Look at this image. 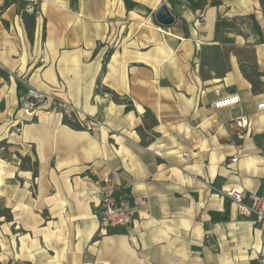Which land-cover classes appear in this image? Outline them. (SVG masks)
Instances as JSON below:
<instances>
[{"label": "crops", "instance_id": "1", "mask_svg": "<svg viewBox=\"0 0 264 264\" xmlns=\"http://www.w3.org/2000/svg\"><path fill=\"white\" fill-rule=\"evenodd\" d=\"M5 2L0 238L8 264H259L263 232L224 192L247 196L264 183V0ZM162 4L171 26L156 20ZM23 80L50 96L31 119L19 110ZM230 96L240 103L214 108ZM73 108L105 127L71 128L64 119ZM184 154L192 164L182 165ZM111 174L119 193L150 200L132 226L102 233Z\"/></svg>", "mask_w": 264, "mask_h": 264}, {"label": "built area", "instance_id": "2", "mask_svg": "<svg viewBox=\"0 0 264 264\" xmlns=\"http://www.w3.org/2000/svg\"><path fill=\"white\" fill-rule=\"evenodd\" d=\"M203 24L204 18L201 17L195 20L194 27L200 28ZM23 83L27 88L26 92L20 97L19 110L25 118L31 119L35 116L39 107L47 102L50 96L30 86L25 80H23ZM239 103V96H230L217 101L214 104V108H231ZM258 109L264 110V103H260ZM72 114L75 121L92 132H98L105 127L102 121L87 116L78 109L73 108ZM236 124L239 128H247L248 119L246 117L237 118ZM192 162L193 157L190 154H184L182 156L183 166H188ZM237 162L238 158H233L230 163L224 162L223 165L229 167L231 164ZM103 183L104 188L102 190L99 211L100 232L106 233L109 230L132 226L138 212L149 205L150 196L147 193L135 194L132 191L126 194L119 193V186L115 182L112 174L106 176ZM224 195L235 203L240 216L255 220L263 232L264 239V183L259 193H251L246 196L242 190L233 188L225 191ZM256 260L259 264H264V242L257 253Z\"/></svg>", "mask_w": 264, "mask_h": 264}, {"label": "trees", "instance_id": "3", "mask_svg": "<svg viewBox=\"0 0 264 264\" xmlns=\"http://www.w3.org/2000/svg\"><path fill=\"white\" fill-rule=\"evenodd\" d=\"M13 3H15V0H6L4 8L9 7ZM33 33H34V25H32L31 27H28V35L30 36V38L33 36ZM64 121L66 124H68L73 129H76V130L83 129V127L77 121H75L74 118H69L66 116ZM29 161H30L29 158L22 159V163H23L22 167L25 168V164H27ZM33 169H34V174L37 175L38 173L37 162H35V164L33 165Z\"/></svg>", "mask_w": 264, "mask_h": 264}, {"label": "rangeland", "instance_id": "4", "mask_svg": "<svg viewBox=\"0 0 264 264\" xmlns=\"http://www.w3.org/2000/svg\"><path fill=\"white\" fill-rule=\"evenodd\" d=\"M0 212L4 215L5 220L8 219V210L3 208V206L1 205V210ZM1 238H0V264H8V259L10 256V252H9V247H8V241H7V236L5 235L4 232H1Z\"/></svg>", "mask_w": 264, "mask_h": 264}, {"label": "water", "instance_id": "5", "mask_svg": "<svg viewBox=\"0 0 264 264\" xmlns=\"http://www.w3.org/2000/svg\"><path fill=\"white\" fill-rule=\"evenodd\" d=\"M156 20L162 26H171L175 22V17L165 4H162L156 11Z\"/></svg>", "mask_w": 264, "mask_h": 264}]
</instances>
